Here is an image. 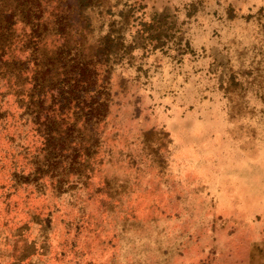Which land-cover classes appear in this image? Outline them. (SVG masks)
<instances>
[{
	"label": "rangeland",
	"instance_id": "rangeland-1",
	"mask_svg": "<svg viewBox=\"0 0 264 264\" xmlns=\"http://www.w3.org/2000/svg\"><path fill=\"white\" fill-rule=\"evenodd\" d=\"M2 42L0 264H264V0H0Z\"/></svg>",
	"mask_w": 264,
	"mask_h": 264
},
{
	"label": "trees",
	"instance_id": "trees-1",
	"mask_svg": "<svg viewBox=\"0 0 264 264\" xmlns=\"http://www.w3.org/2000/svg\"><path fill=\"white\" fill-rule=\"evenodd\" d=\"M2 14L5 17L4 20H6L5 21L6 23L9 22L10 24H13L15 22V21L14 22L11 21V19L13 18V16H15L14 10L12 8L8 7L7 9H2ZM33 31H35V30H33ZM3 44H4V42H2L0 44V46H3Z\"/></svg>",
	"mask_w": 264,
	"mask_h": 264
}]
</instances>
